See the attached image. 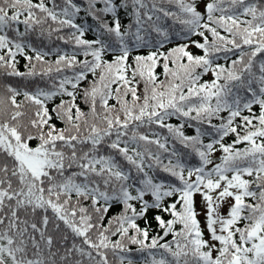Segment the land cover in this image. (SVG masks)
I'll return each instance as SVG.
<instances>
[{"label": "snow or ice", "instance_id": "6c2138e0", "mask_svg": "<svg viewBox=\"0 0 264 264\" xmlns=\"http://www.w3.org/2000/svg\"><path fill=\"white\" fill-rule=\"evenodd\" d=\"M0 69L43 81L0 85V264H264V0H0Z\"/></svg>", "mask_w": 264, "mask_h": 264}, {"label": "trees", "instance_id": "16d2710c", "mask_svg": "<svg viewBox=\"0 0 264 264\" xmlns=\"http://www.w3.org/2000/svg\"><path fill=\"white\" fill-rule=\"evenodd\" d=\"M33 2H37V0H33ZM75 2L77 4H80L81 6H83V4H84V0H75ZM146 2H148L149 6H151V0H146ZM164 7L171 8L172 11H178V9L174 5H168L167 3H165ZM198 10H200V11L204 10L203 3H200ZM121 16L124 17V22L127 23L128 20L125 17V14L123 12H121ZM85 20H86L87 24H93L94 23V21L91 19V17H86L85 13L82 11L79 14L77 22L81 23V22H84ZM162 23L164 24L165 28L170 31V34H171V37H172L171 41L169 43H167L164 46L163 49H161L164 52H167L170 48L176 47L178 44L189 43L191 45V41H193V40L203 42L202 38L199 37V36H196V35H192L189 39H184L183 35L177 36L175 33L179 32L181 30L182 26L179 23H174L172 19H165V20L162 21ZM19 29H20V31H23V25H20ZM86 38L92 39L93 38L92 33H88L86 35ZM28 41L31 42L36 47L44 48V50L55 49L57 45H59L62 49H68L69 48V46L63 45L59 41H56L54 37H53L52 41H48L45 38L43 40V42H41V40L37 37V35L30 34L29 37H28ZM45 45H47V47H44ZM148 51H149V49L142 48V49H139L138 51H136L134 54L146 55L148 53ZM189 51L193 52L194 54H201L202 55V52L200 50L196 49L194 46H190L189 47ZM29 54L31 55L32 53L29 52ZM224 55L225 54H223V53L220 54L221 59L217 60L218 63H221V64L225 63V60L223 59ZM228 56L231 57V58H235L234 56H232L231 53H229ZM48 59L49 60H54L55 59V55L49 56ZM228 63H230V59L228 60ZM26 64H27V61L24 60L23 57H17V69L19 71H21V72L27 71V68L25 67ZM157 73H162V68L158 67L157 68ZM160 78L163 79V76L161 75ZM89 79H92V77L89 76ZM203 79L204 80H211L212 76H211V74H208ZM42 83H43V81L41 80L40 77L28 78V77L7 76L6 74H4L3 70L0 69V85L10 84L13 87H16V88L20 89L21 91H24V90L31 91V90L34 89L36 84H42ZM85 86H86V82L81 85L82 88L85 87ZM22 99H23L22 96L18 97V100H22ZM65 99H67V98H65ZM56 103H59V98H57L54 102H50L48 104L49 112L53 116V121L52 122L55 123L57 127H63V124L59 120L56 119L55 114L51 113V109L55 106ZM77 103L80 105L82 110H84V111L88 110L87 109V105L84 104L82 99L78 98L77 99ZM110 103H114V101H111ZM253 111L258 115L259 111H260L259 106L258 105H253ZM243 114L244 115H248L249 113L248 112H244ZM222 115L226 116L227 113H222ZM169 122L173 123V124L178 123V121L175 118H173ZM213 123H219V121L214 120ZM236 123L239 124V123H241V121L239 119H237ZM188 133L189 134H194V130L193 129H188ZM209 139H210L209 137H205V142H208ZM234 139H235L234 135H229L228 137H225L224 143L230 144V143L233 142ZM35 143H36V141L32 142L33 145H35ZM244 146L245 145H243V144L237 145L238 148H243ZM222 155H223V153L220 152V151L215 152L213 157H212L214 163H213V165H209V167L211 168V167L214 166L215 163H219L220 162V157ZM188 163H189V165H196V164H198V158H194V157L193 158H189ZM197 198L200 201L203 200V198L199 194H196L195 197H194L195 204H196ZM147 199H151V198L147 197ZM168 202H171V200H169ZM249 202H251V201H249ZM137 207H139V205H137ZM196 209H197V204H196ZM118 210H119L118 207L115 208L113 211H111L109 213V216L115 214V212L118 211ZM157 214H160V213L157 212V210L150 209L149 212L147 213V224H145V221L143 219L138 221V223L140 224V226L142 228L146 227V226L149 227L150 236L156 235L157 233H160L162 235L161 230L159 229L158 225L156 224V222L154 220V217ZM163 215H164V219H166V220L170 219V217L167 214H163ZM106 223H107V219L105 220V224ZM178 227L179 226H177V228ZM201 227L203 228L202 223H201ZM204 235H205V239H209V234H208L206 229H205ZM171 239H172L171 235L166 237V240H171ZM131 247H132V250H133V252H132L133 259L136 261V264H143V259H144V256L146 254L142 255L140 253H136L135 246H131ZM214 255H215V253H214ZM110 258H111V256H110Z\"/></svg>", "mask_w": 264, "mask_h": 264}, {"label": "rangeland", "instance_id": "374dc122", "mask_svg": "<svg viewBox=\"0 0 264 264\" xmlns=\"http://www.w3.org/2000/svg\"><path fill=\"white\" fill-rule=\"evenodd\" d=\"M203 200L200 201L198 200L197 198V201H196V204H197V212L198 213H201V215H199V220L200 222L202 223V226L204 227L205 226V218H204V215H203ZM231 203L230 199H229V202L224 204L222 207H221V214L222 215H227V211H228V207H229V204Z\"/></svg>", "mask_w": 264, "mask_h": 264}]
</instances>
